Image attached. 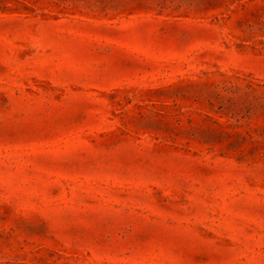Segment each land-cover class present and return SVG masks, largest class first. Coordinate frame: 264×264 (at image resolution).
<instances>
[{
  "label": "rangeland",
  "instance_id": "1",
  "mask_svg": "<svg viewBox=\"0 0 264 264\" xmlns=\"http://www.w3.org/2000/svg\"><path fill=\"white\" fill-rule=\"evenodd\" d=\"M0 264H264V0H0Z\"/></svg>",
  "mask_w": 264,
  "mask_h": 264
}]
</instances>
